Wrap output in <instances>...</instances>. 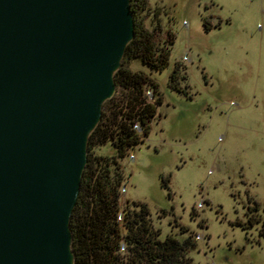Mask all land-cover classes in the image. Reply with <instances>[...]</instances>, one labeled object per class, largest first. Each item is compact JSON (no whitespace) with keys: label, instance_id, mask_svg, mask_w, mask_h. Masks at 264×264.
<instances>
[{"label":"rangeland","instance_id":"obj_1","mask_svg":"<svg viewBox=\"0 0 264 264\" xmlns=\"http://www.w3.org/2000/svg\"><path fill=\"white\" fill-rule=\"evenodd\" d=\"M149 5L146 27L171 54L163 70L130 62L163 102L145 141L119 158L122 207L146 203L162 239L192 235L193 264H264V0ZM97 153L117 154L110 141Z\"/></svg>","mask_w":264,"mask_h":264},{"label":"water","instance_id":"obj_2","mask_svg":"<svg viewBox=\"0 0 264 264\" xmlns=\"http://www.w3.org/2000/svg\"><path fill=\"white\" fill-rule=\"evenodd\" d=\"M131 1L0 0V264H76L71 218Z\"/></svg>","mask_w":264,"mask_h":264},{"label":"trees","instance_id":"obj_3","mask_svg":"<svg viewBox=\"0 0 264 264\" xmlns=\"http://www.w3.org/2000/svg\"><path fill=\"white\" fill-rule=\"evenodd\" d=\"M131 10L136 35L115 74L116 93L105 102L102 119L89 138L88 162L71 218L73 252L76 264H193L188 256L196 244L192 235L184 241L173 235L162 239L146 203L126 200L124 207L121 204L126 176L119 158L145 141L163 102L159 84L133 70L130 62L139 59L152 69L163 70L171 54L170 48L159 47L154 32L146 27L149 0H132ZM174 39L171 33L169 43ZM179 72L177 64L170 78L174 88H179ZM109 141L117 154H98L97 148Z\"/></svg>","mask_w":264,"mask_h":264}]
</instances>
